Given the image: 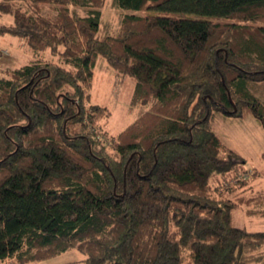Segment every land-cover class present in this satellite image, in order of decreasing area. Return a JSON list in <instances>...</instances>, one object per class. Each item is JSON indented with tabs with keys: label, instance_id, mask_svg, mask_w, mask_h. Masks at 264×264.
<instances>
[{
	"label": "trees",
	"instance_id": "obj_1",
	"mask_svg": "<svg viewBox=\"0 0 264 264\" xmlns=\"http://www.w3.org/2000/svg\"><path fill=\"white\" fill-rule=\"evenodd\" d=\"M106 1L0 0V34L51 56L0 77V264L73 249L84 257L64 264H264V230L232 215L264 195L245 178L218 189L247 160L212 124L222 112L264 129L250 88L264 83V0H117L161 13H126L101 37ZM99 58L150 104L116 137L84 103Z\"/></svg>",
	"mask_w": 264,
	"mask_h": 264
},
{
	"label": "rangeland",
	"instance_id": "obj_2",
	"mask_svg": "<svg viewBox=\"0 0 264 264\" xmlns=\"http://www.w3.org/2000/svg\"><path fill=\"white\" fill-rule=\"evenodd\" d=\"M47 12L50 11L47 10ZM126 13L148 14L161 12H139L120 7L117 0H107L103 8L99 36L116 33ZM0 21L11 22L12 16L2 14L0 15ZM0 46H3L2 50L0 49V77L11 76L14 69L32 60H39L44 63L51 59L49 52H33L24 39L9 34H0ZM250 88L264 101V83L251 84ZM133 93L134 82L132 79L120 75L109 67L103 58H99L92 85L85 88V94L89 96L85 97L84 103L87 110H90V107L94 104L106 108L108 114L100 119L98 126L109 137H116L118 133L149 109L150 104H134L132 102ZM212 124L225 144L238 151L247 160L242 167L244 169L241 171L237 169L240 168L238 166L229 172L218 175L217 179L221 183L217 188L223 190L245 178L249 179L244 186L249 195L257 192L259 195H264V129L259 121L253 116L238 118L216 112ZM223 155L226 156L227 154L224 153ZM247 166L248 171L245 170ZM250 169L256 172L252 179ZM228 195L230 194L228 193ZM250 208L264 209V200L260 204H244L232 210L234 222L248 230H264V215L247 212ZM83 257L84 254L77 249H73L42 261L40 264H64ZM2 264H9V259L4 260Z\"/></svg>",
	"mask_w": 264,
	"mask_h": 264
},
{
	"label": "crops",
	"instance_id": "obj_3",
	"mask_svg": "<svg viewBox=\"0 0 264 264\" xmlns=\"http://www.w3.org/2000/svg\"><path fill=\"white\" fill-rule=\"evenodd\" d=\"M3 48V46H0V49H2Z\"/></svg>",
	"mask_w": 264,
	"mask_h": 264
},
{
	"label": "water",
	"instance_id": "obj_4",
	"mask_svg": "<svg viewBox=\"0 0 264 264\" xmlns=\"http://www.w3.org/2000/svg\"><path fill=\"white\" fill-rule=\"evenodd\" d=\"M235 110H236V108H235Z\"/></svg>",
	"mask_w": 264,
	"mask_h": 264
}]
</instances>
